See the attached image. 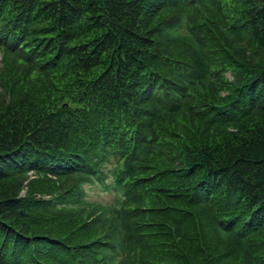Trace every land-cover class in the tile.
<instances>
[{
    "label": "trees",
    "instance_id": "1",
    "mask_svg": "<svg viewBox=\"0 0 264 264\" xmlns=\"http://www.w3.org/2000/svg\"><path fill=\"white\" fill-rule=\"evenodd\" d=\"M0 54V264H264V0H0Z\"/></svg>",
    "mask_w": 264,
    "mask_h": 264
},
{
    "label": "rangeland",
    "instance_id": "2",
    "mask_svg": "<svg viewBox=\"0 0 264 264\" xmlns=\"http://www.w3.org/2000/svg\"><path fill=\"white\" fill-rule=\"evenodd\" d=\"M0 62H1V54H0ZM224 75L231 79L230 74L227 72H224ZM90 199L91 200H96V201H101V202H110L112 200V195H107L106 193L100 192V191H93L90 193Z\"/></svg>",
    "mask_w": 264,
    "mask_h": 264
}]
</instances>
